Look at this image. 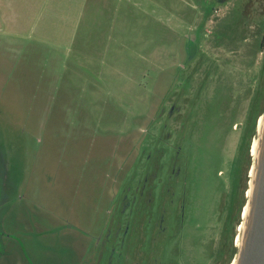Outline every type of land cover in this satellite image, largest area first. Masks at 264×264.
<instances>
[{"label":"rangeland","instance_id":"1","mask_svg":"<svg viewBox=\"0 0 264 264\" xmlns=\"http://www.w3.org/2000/svg\"><path fill=\"white\" fill-rule=\"evenodd\" d=\"M261 113L264 0H58L0 32V264H226Z\"/></svg>","mask_w":264,"mask_h":264},{"label":"bare ground","instance_id":"2","mask_svg":"<svg viewBox=\"0 0 264 264\" xmlns=\"http://www.w3.org/2000/svg\"><path fill=\"white\" fill-rule=\"evenodd\" d=\"M256 146V168L251 178L250 203L247 207L241 233L236 264H252L261 252L264 236V114Z\"/></svg>","mask_w":264,"mask_h":264},{"label":"crops","instance_id":"3","mask_svg":"<svg viewBox=\"0 0 264 264\" xmlns=\"http://www.w3.org/2000/svg\"><path fill=\"white\" fill-rule=\"evenodd\" d=\"M57 3L58 0H0V32L18 27L24 33L34 21H52Z\"/></svg>","mask_w":264,"mask_h":264},{"label":"flooded vegetation","instance_id":"4","mask_svg":"<svg viewBox=\"0 0 264 264\" xmlns=\"http://www.w3.org/2000/svg\"><path fill=\"white\" fill-rule=\"evenodd\" d=\"M220 1H223V0H220ZM261 117H263V115L261 116ZM260 121V120H259ZM259 123V122H258ZM257 131H258V127H257ZM249 180H250V176H249ZM250 182V181H249ZM249 191H250V186H249V183H248V186H247V188H246V194H245V188H244V193H242V195L244 194V195H246V203H245V205L244 204H241V205H239V207H238V215H239V218L241 217V219L242 220H240V222H239V224H240V226H239V229H238V227L236 226V231H237V229H238V232H237V237L234 239V244H235V246L237 247V249L235 250V252H234V254L232 253V258L226 263V264H230V263H232L233 262V264H235L236 263V259H237V254H238V250H239V246H240V233H241V229H242V225H243V218L242 217H244V215L245 214H243V213H245V211L247 210V207H248V196H249ZM244 203V202H243ZM244 205V206H243ZM240 212V213H239ZM235 247V248H236ZM235 256V257H234Z\"/></svg>","mask_w":264,"mask_h":264},{"label":"water","instance_id":"5","mask_svg":"<svg viewBox=\"0 0 264 264\" xmlns=\"http://www.w3.org/2000/svg\"><path fill=\"white\" fill-rule=\"evenodd\" d=\"M263 241H264V236H263ZM262 250L256 255V260L252 264H264V242L262 243L261 246Z\"/></svg>","mask_w":264,"mask_h":264},{"label":"trees","instance_id":"6","mask_svg":"<svg viewBox=\"0 0 264 264\" xmlns=\"http://www.w3.org/2000/svg\"><path fill=\"white\" fill-rule=\"evenodd\" d=\"M263 113V112H262ZM262 113L260 115H262Z\"/></svg>","mask_w":264,"mask_h":264}]
</instances>
